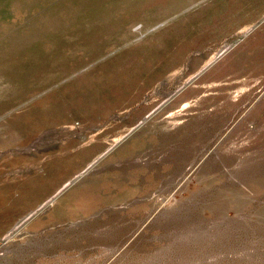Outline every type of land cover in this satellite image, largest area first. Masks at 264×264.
I'll return each instance as SVG.
<instances>
[{"label": "rangeland", "instance_id": "374dc122", "mask_svg": "<svg viewBox=\"0 0 264 264\" xmlns=\"http://www.w3.org/2000/svg\"><path fill=\"white\" fill-rule=\"evenodd\" d=\"M0 264H264V0H0Z\"/></svg>", "mask_w": 264, "mask_h": 264}, {"label": "bare ground", "instance_id": "6f19581e", "mask_svg": "<svg viewBox=\"0 0 264 264\" xmlns=\"http://www.w3.org/2000/svg\"><path fill=\"white\" fill-rule=\"evenodd\" d=\"M145 123H143L142 125H144ZM9 237V236H8Z\"/></svg>", "mask_w": 264, "mask_h": 264}]
</instances>
